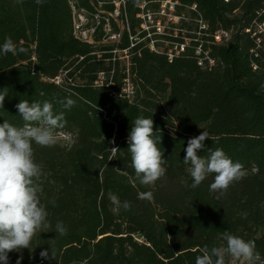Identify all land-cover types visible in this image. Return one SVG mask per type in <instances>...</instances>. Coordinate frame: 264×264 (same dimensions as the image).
Segmentation results:
<instances>
[{"label": "trees", "instance_id": "1", "mask_svg": "<svg viewBox=\"0 0 264 264\" xmlns=\"http://www.w3.org/2000/svg\"><path fill=\"white\" fill-rule=\"evenodd\" d=\"M135 1L127 6L132 29ZM179 1L196 3L210 32L231 31L225 43L203 45L215 60L211 69L198 65L193 42L172 62L139 43L127 70L112 61L114 46L102 44L101 34L95 44L74 38L67 0H0V45L10 36L17 46L15 55L0 54V124L24 126L15 107L21 100L49 101L66 121L54 146L34 145L50 228L33 237L30 249L10 252L9 264L20 257V264H195L201 248L226 243L225 231L254 240L264 264V37L257 27L264 0ZM128 46L124 33L118 47ZM64 71L62 84L51 81ZM100 73L104 83L95 84ZM127 77L134 86L129 97L122 92ZM65 98L75 106L64 108ZM138 116L152 117L166 159V174L150 186L136 178L127 150ZM202 131L209 139L198 155L221 148L244 165V178L226 193L209 190L211 175L191 187L183 159L188 140ZM147 191L151 202L137 198ZM109 192L130 201V209L116 208ZM58 222L66 235L56 232ZM46 249L54 259L41 258Z\"/></svg>", "mask_w": 264, "mask_h": 264}, {"label": "clouds", "instance_id": "2", "mask_svg": "<svg viewBox=\"0 0 264 264\" xmlns=\"http://www.w3.org/2000/svg\"><path fill=\"white\" fill-rule=\"evenodd\" d=\"M36 2L39 4L41 0ZM8 53H17V46L10 36H6L0 45V54ZM4 100L5 95H0V108H3ZM59 102L66 109L75 106L71 98ZM15 107L24 126H14L7 120L0 124V264H9L10 252L30 249L33 237L50 228L46 206L40 199L41 179L45 173L43 165L36 162L34 145L54 146L56 130L66 123L63 112L54 113L53 104L49 101L41 104L21 100ZM157 132L154 131L152 117L138 116L128 135L127 150L131 154V165L136 178L145 186L154 185L167 171L164 153L158 147L160 138L156 136ZM206 139H209V134L202 131L187 142L183 162L190 165L187 171L193 181L191 187L197 188L211 175L213 180L209 190L226 193L233 183L244 178V165L234 162L221 148L208 149L206 156L198 155ZM113 151L118 149L113 148ZM108 195L116 208L130 209V201H121L111 192ZM137 198L151 202L154 194L151 191L140 192ZM56 232L60 236L67 234L63 222L56 224ZM222 238L226 242L224 245L201 248L195 264H226V257L241 261V264H257L260 260L254 240H245L228 231L222 234ZM169 239L172 238L169 236ZM50 253L49 256L46 249L41 251L40 256L42 259H54V252L50 250ZM21 259L17 260V264Z\"/></svg>", "mask_w": 264, "mask_h": 264}, {"label": "built area", "instance_id": "3", "mask_svg": "<svg viewBox=\"0 0 264 264\" xmlns=\"http://www.w3.org/2000/svg\"><path fill=\"white\" fill-rule=\"evenodd\" d=\"M71 10L72 33L76 40L95 44V37L101 34L102 44L113 45L110 51L112 61H120L128 70L131 52L135 45L143 44L157 54H163L172 62L191 43L198 56V65L211 69L215 60L204 49L209 43L222 44L231 37V31L224 29L210 32L207 23L200 15L196 3L184 5L179 0H138L134 19L137 24L132 29L127 14L129 0H89L90 7L80 5L79 0H67ZM228 2V0H225ZM111 6L112 9H106ZM194 16H192L193 14ZM258 32L264 37V24H257ZM249 32V28L246 29ZM129 39V46L119 48L123 34ZM259 41V40H258ZM67 72H61L51 79L56 85L62 84ZM106 77L99 74L95 84H103ZM127 77L123 79L122 92L126 96L134 93V86ZM71 81V79H68ZM106 85H109L108 83Z\"/></svg>", "mask_w": 264, "mask_h": 264}, {"label": "rangeland", "instance_id": "4", "mask_svg": "<svg viewBox=\"0 0 264 264\" xmlns=\"http://www.w3.org/2000/svg\"><path fill=\"white\" fill-rule=\"evenodd\" d=\"M59 139L61 138V139H67L68 137L67 136H62V135H59V136H57ZM228 264H241V261H238V260H233V259H229V261H228ZM257 264H259L258 262H257Z\"/></svg>", "mask_w": 264, "mask_h": 264}]
</instances>
